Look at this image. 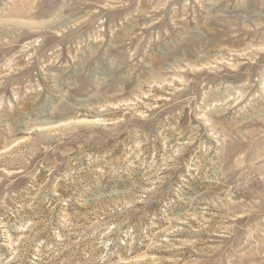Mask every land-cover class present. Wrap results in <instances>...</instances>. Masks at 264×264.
I'll use <instances>...</instances> for the list:
<instances>
[{"label":"rangeland","instance_id":"374dc122","mask_svg":"<svg viewBox=\"0 0 264 264\" xmlns=\"http://www.w3.org/2000/svg\"><path fill=\"white\" fill-rule=\"evenodd\" d=\"M0 264H264V0H0Z\"/></svg>","mask_w":264,"mask_h":264}]
</instances>
